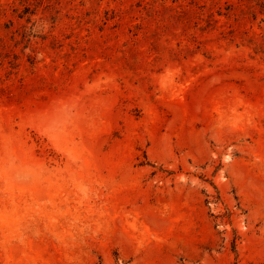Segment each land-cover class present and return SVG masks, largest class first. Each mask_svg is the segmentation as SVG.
Returning a JSON list of instances; mask_svg holds the SVG:
<instances>
[{
	"label": "rangeland",
	"instance_id": "374dc122",
	"mask_svg": "<svg viewBox=\"0 0 264 264\" xmlns=\"http://www.w3.org/2000/svg\"><path fill=\"white\" fill-rule=\"evenodd\" d=\"M0 264H264V0H0Z\"/></svg>",
	"mask_w": 264,
	"mask_h": 264
}]
</instances>
